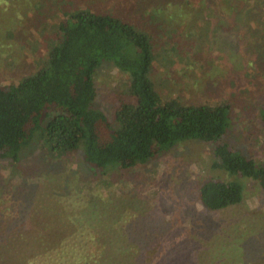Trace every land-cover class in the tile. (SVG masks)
Wrapping results in <instances>:
<instances>
[{
    "label": "trees",
    "instance_id": "16d2710c",
    "mask_svg": "<svg viewBox=\"0 0 264 264\" xmlns=\"http://www.w3.org/2000/svg\"><path fill=\"white\" fill-rule=\"evenodd\" d=\"M51 1L58 13L43 8L45 0L34 7L45 11L39 28L52 35L48 53L34 57V73L17 84L0 85V163L17 176L22 155L35 144L49 165H68L81 154L89 178L66 181L50 174L48 165L44 180L32 179L40 186L26 205L15 204L10 192L0 188V207L5 208V201L11 211L0 208V264H182L175 251L153 250L154 241L164 237L143 234L147 201L120 197L112 189L139 166L199 141L211 148L213 167L227 174L200 182L197 198L205 212L242 203L246 182L264 190V161L227 141L238 108L232 101L197 105L163 97L153 78L161 56L151 30L123 16L88 7L69 11L67 0L62 6ZM148 1L153 11L143 17L163 32L179 63L194 61L190 49L196 47L184 41L201 30L198 23L205 13H217L223 25L238 32L237 41L224 43L232 56L241 33L228 20L244 21L255 33H264V0H138ZM105 64L128 77L113 122L97 104V75ZM259 117L264 123V103ZM164 202L170 204L162 208ZM176 204L166 196L157 210L172 214ZM167 224L158 227L168 230L166 240L179 230L177 222ZM124 254L128 257L121 261Z\"/></svg>",
    "mask_w": 264,
    "mask_h": 264
},
{
    "label": "rangeland",
    "instance_id": "374dc122",
    "mask_svg": "<svg viewBox=\"0 0 264 264\" xmlns=\"http://www.w3.org/2000/svg\"><path fill=\"white\" fill-rule=\"evenodd\" d=\"M38 1L41 0H0L2 86L17 84L23 77L34 73V57L45 56L49 51L48 40L52 35H44L39 27L46 20L43 8H52L58 13V6L53 5L51 0H45V7H36L34 10ZM57 2L62 6V0ZM67 2L66 10L88 7L99 13L123 16L151 30L161 56L153 78L162 96H177L185 103L197 105L232 101L238 108V114L227 141L247 156L264 161V123L259 117L260 106L264 103V33H255L254 28L244 21L233 18L228 20L241 33L236 55L232 56L231 46L224 43L237 41L238 32L232 25H223L217 13L213 16L205 13L203 20L198 23L201 30L194 32L191 41H184V45L192 44L196 47L188 48L195 53L194 61L185 59L184 63H179L172 56L174 53L169 48L171 43L165 40L163 32L161 35L158 27L149 25L148 19L143 17L146 11H153L152 1H148L150 3L147 5L138 0ZM56 21L58 19L52 20L54 23ZM216 29L218 33L214 32ZM127 78L110 64H105L98 71L97 104L110 122H113L119 95ZM41 154L38 145L30 146L21 157L20 173L17 176L7 163H0V188L10 192L15 204L31 203V197L40 186L39 179L44 180L49 167H52L50 174L66 181L80 176L89 178L82 165L81 154L68 165H49L46 157ZM213 158L211 148L205 143L190 141L127 173L125 180L112 190L120 197L135 195L147 201L149 217H145L146 221L140 224L143 231H146L143 234H151L153 239L165 238L162 241L156 239L153 250L175 251L182 264H264V190L258 183L246 182L243 202L226 210L205 212L198 202L197 189L201 181L211 176L227 177L225 172L213 167ZM35 177H39V182H33ZM166 196L177 203L172 214L157 210L158 202ZM6 204L5 201L1 202V206L6 209L0 208L9 213ZM166 204L164 202L162 208ZM135 217L136 214L127 216L124 221ZM175 222L179 230L170 233L166 240L164 235L167 236L168 230H158V227ZM29 224L32 227V223ZM107 237L105 234V240ZM126 257L124 254L121 261Z\"/></svg>",
    "mask_w": 264,
    "mask_h": 264
}]
</instances>
